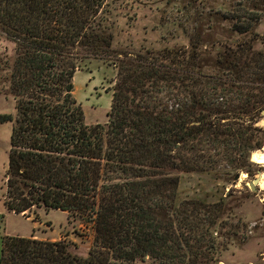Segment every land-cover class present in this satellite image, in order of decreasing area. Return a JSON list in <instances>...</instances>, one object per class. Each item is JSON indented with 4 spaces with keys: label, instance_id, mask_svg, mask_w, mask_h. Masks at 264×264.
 <instances>
[{
    "label": "trees",
    "instance_id": "16d2710c",
    "mask_svg": "<svg viewBox=\"0 0 264 264\" xmlns=\"http://www.w3.org/2000/svg\"><path fill=\"white\" fill-rule=\"evenodd\" d=\"M188 4L168 31L187 42L157 45L115 42L120 18L130 28L137 15L127 5L0 0V93L15 100V115L0 112V124L12 122L3 203L66 210L94 233L84 255L66 239L5 234L0 264H217L242 239L239 201L179 199L178 186L182 173L253 172L250 154L264 144V0L207 18ZM221 20L228 33L208 39ZM91 59L116 68L104 123H86L73 94Z\"/></svg>",
    "mask_w": 264,
    "mask_h": 264
},
{
    "label": "rangeland",
    "instance_id": "374dc122",
    "mask_svg": "<svg viewBox=\"0 0 264 264\" xmlns=\"http://www.w3.org/2000/svg\"><path fill=\"white\" fill-rule=\"evenodd\" d=\"M235 0H108L112 6H123L136 11L135 18L131 19L132 27L128 28L125 18L119 22L115 31V42L126 39H142L155 42L157 45L163 40L173 43L187 42L184 35L173 36L169 25L176 20H185L186 16L180 9L184 4L207 12H226ZM228 11V10H227ZM132 12V13H133ZM184 12V11H183ZM228 13V12H227ZM177 22V21H176ZM227 20L218 22V28L207 32L210 40L219 37L221 32L228 33L230 26ZM122 29H127L122 31ZM264 35V17L256 27ZM260 47L261 45L258 44ZM211 43L201 45L200 48L212 49ZM217 47L214 49L216 50ZM116 76V68L108 60L91 59L82 63L73 77V94L84 109L85 121L88 124L106 122L107 112L111 106L112 87ZM15 100L12 96L0 93V112H10L15 115ZM264 127V114L256 122ZM12 122L0 124V255L2 236L5 234H20L33 236L39 239L59 240L66 239L72 243V249L79 254H86L93 242V229L79 218L68 215L66 210L45 209L37 207L21 213L8 210L4 203L5 180L4 172L7 166V152L11 135ZM254 162L253 172L240 171L237 179L227 181L221 178V171L189 172L180 175L178 198H199L207 202L218 201L222 198L234 199L240 202L237 212L248 222V227L242 239L234 242L227 251H224L217 264H264V185L255 184L252 189V180L264 173V144L250 154ZM223 170V168H222ZM242 233V232H241ZM240 233V234H241ZM148 264H157L148 262Z\"/></svg>",
    "mask_w": 264,
    "mask_h": 264
},
{
    "label": "water",
    "instance_id": "95a60500",
    "mask_svg": "<svg viewBox=\"0 0 264 264\" xmlns=\"http://www.w3.org/2000/svg\"><path fill=\"white\" fill-rule=\"evenodd\" d=\"M261 114H264V108L262 109L261 111ZM260 176H261V172L258 173V176L255 177L252 182L250 183V186L252 189L256 190V185L255 184H258L259 181H260ZM146 257H148V255H146Z\"/></svg>",
    "mask_w": 264,
    "mask_h": 264
},
{
    "label": "bare ground",
    "instance_id": "6f19581e",
    "mask_svg": "<svg viewBox=\"0 0 264 264\" xmlns=\"http://www.w3.org/2000/svg\"><path fill=\"white\" fill-rule=\"evenodd\" d=\"M260 185H264V173L260 176Z\"/></svg>",
    "mask_w": 264,
    "mask_h": 264
}]
</instances>
